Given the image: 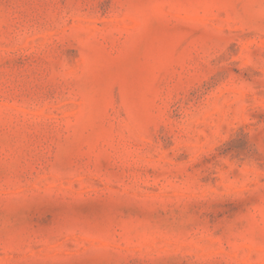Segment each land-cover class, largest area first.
I'll list each match as a JSON object with an SVG mask.
<instances>
[{
	"label": "rangeland",
	"instance_id": "1",
	"mask_svg": "<svg viewBox=\"0 0 264 264\" xmlns=\"http://www.w3.org/2000/svg\"><path fill=\"white\" fill-rule=\"evenodd\" d=\"M0 264H264V0H0Z\"/></svg>",
	"mask_w": 264,
	"mask_h": 264
}]
</instances>
